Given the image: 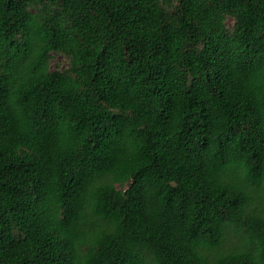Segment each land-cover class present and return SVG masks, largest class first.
Wrapping results in <instances>:
<instances>
[{
	"label": "trees",
	"instance_id": "obj_1",
	"mask_svg": "<svg viewBox=\"0 0 264 264\" xmlns=\"http://www.w3.org/2000/svg\"><path fill=\"white\" fill-rule=\"evenodd\" d=\"M0 264H264V0H0Z\"/></svg>",
	"mask_w": 264,
	"mask_h": 264
},
{
	"label": "rangeland",
	"instance_id": "obj_2",
	"mask_svg": "<svg viewBox=\"0 0 264 264\" xmlns=\"http://www.w3.org/2000/svg\"><path fill=\"white\" fill-rule=\"evenodd\" d=\"M228 24H231V21H228ZM53 62H54L55 64L59 65L61 68H62L63 66H65V64H66L65 60H64L63 58H61L60 56H58V55L53 56ZM231 241H234V239L231 240ZM237 242H238V241L235 240V241H234V244L237 243Z\"/></svg>",
	"mask_w": 264,
	"mask_h": 264
}]
</instances>
